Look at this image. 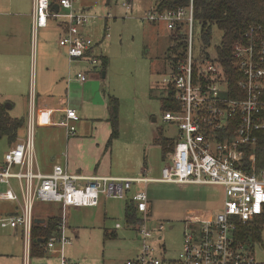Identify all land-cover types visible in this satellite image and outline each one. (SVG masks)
Masks as SVG:
<instances>
[{"label":"built area","instance_id":"1","mask_svg":"<svg viewBox=\"0 0 264 264\" xmlns=\"http://www.w3.org/2000/svg\"><path fill=\"white\" fill-rule=\"evenodd\" d=\"M82 0H33V27L36 32L45 28L48 19L64 20L65 33L60 46L67 51L70 64L81 62L90 67L99 59L90 54L85 29L90 25V12L81 8ZM128 9L131 4L125 5ZM55 7L59 11L56 12ZM147 20L165 21L176 34L180 29L187 33L186 57L181 59L174 72L165 79L166 88L174 92L175 106L163 119L174 123L179 138L168 155L161 178L141 176L137 178L90 177L70 175L57 165L49 175L34 169V132L37 106L31 95L27 120V139L19 142L5 155L0 166V183L11 185L17 180L22 189L21 212L0 219L3 228H21L25 240L26 264L31 259V238L34 226V210L37 202L61 204L64 207H97L102 197L125 199L133 184L146 186L131 199L142 223L138 227L142 250L134 259L124 264H161L155 257L151 243L153 232L148 229L149 204L147 186L150 183H176L217 186L223 189V209L217 214L187 215L186 232L182 252L177 264H261L255 257V244L247 243L240 236L245 225H264V167L258 168L257 155L251 152L260 133L264 132V36L246 35V43L235 46L233 56L240 77L238 86L230 88L227 72L218 60L217 52L211 56L201 52L195 55L194 7L172 10L163 14L151 11ZM203 45V44H202ZM237 77V76H236ZM88 81L85 72L75 78ZM61 124L73 136L78 121L76 110H66ZM146 173V171H145ZM1 199L20 202L10 189ZM65 216L60 225V236L53 237L45 245L48 253L56 243H70L64 235ZM117 227H120L118 225ZM164 230L160 225L159 231ZM44 264V263H43ZM60 264H72L62 254Z\"/></svg>","mask_w":264,"mask_h":264},{"label":"rangeland","instance_id":"2","mask_svg":"<svg viewBox=\"0 0 264 264\" xmlns=\"http://www.w3.org/2000/svg\"><path fill=\"white\" fill-rule=\"evenodd\" d=\"M157 1L83 0L92 16L89 26L91 34L87 39L88 45L95 50L94 56L100 58L99 64L95 66L98 78L88 82V91L85 93L79 87L81 83L73 82L68 100L78 111V135H90L93 127L95 131L98 130L101 139L106 133L104 125L108 126L107 132L111 125L107 121L106 102L109 104V97L119 100V137L111 146L110 162L103 163L114 175L161 178L167 160L156 141L160 134L177 141L180 134L176 124L163 119L161 102L167 95L165 79L170 75V49L176 32L170 30L165 21L147 20ZM126 4L132 7L128 9ZM201 28L199 23H195L194 53L197 56L203 51L214 56L221 45L222 32L213 25L212 40L209 46H203ZM89 96L93 104H87L82 111V99L91 101ZM39 112L40 109L35 129L39 124ZM94 119L98 121L93 122ZM35 135L36 130L34 138ZM21 136L22 140L27 137V127L21 131ZM7 149L8 144L3 141L0 144V159H4ZM144 168L149 172H143ZM10 187L18 195L20 203L23 202L22 189L17 180H12L10 186L0 183V219L11 216L20 204L1 199V195ZM143 190L145 186L134 183L125 199L104 201L102 197L99 207L72 209L68 213L65 211L64 235L70 238V243L65 246L56 243L55 248L45 252V255L59 251L73 264H119L136 258L142 250L138 233L140 224L128 221L126 207L132 202V195ZM147 190L152 215L146 226L154 235L151 243L164 264H177L184 242L187 215L194 212L206 216L208 213L221 212L223 189L205 185L150 183ZM118 224L121 229L115 230ZM161 224L164 225L162 232L159 231ZM74 230L78 232L77 237ZM20 231L21 228H3L0 223V260L22 264L25 249ZM107 231L109 234L115 232L118 236L107 239ZM250 242L253 244L252 239ZM255 244V257L264 264V225L262 245ZM30 262L46 263L37 258H32Z\"/></svg>","mask_w":264,"mask_h":264},{"label":"crops","instance_id":"3","mask_svg":"<svg viewBox=\"0 0 264 264\" xmlns=\"http://www.w3.org/2000/svg\"><path fill=\"white\" fill-rule=\"evenodd\" d=\"M80 7L87 11L89 10L83 4V0ZM33 10V0H0V102L10 107L13 117L26 118L28 120L30 98L31 95L34 96L37 114L40 109L37 120L39 124L35 129V138L33 137L35 171L42 175H49L53 173L55 166L60 165L70 175L114 178L141 177L114 175L111 173L112 170H107L103 166V163L110 162L112 157L111 146L113 143L109 145L112 132L111 125L108 132L107 124L104 125L106 133L102 139L98 134V130L96 129L95 131L93 127L90 135L80 136L77 131L73 136L68 135L67 128L61 122L66 115V110H76L70 105L68 93H71L72 83L79 82L77 80L70 82L69 78H75L74 76L79 72H85L88 76V81L86 83L79 82L81 85L78 84L81 91L85 93L88 91V82L91 79L98 78L95 72L97 65L96 67H90L81 62L70 64L66 49L62 48L59 44L60 39L65 33L64 20L51 17L48 19L45 28H39L35 32L33 27ZM55 10L56 12L59 11L56 7ZM89 26L85 29L86 39L91 34ZM86 42L88 43V39ZM89 47L91 49L92 46L89 45ZM90 54L93 56L96 54L93 48ZM89 98L91 101L87 102L85 99H82V104L80 105L82 111L86 109L87 104H93L92 98L90 96ZM108 106L109 104L106 102L108 111L107 121H109ZM76 112L78 114L77 110ZM79 121L80 119L77 122L74 121L72 124L76 127V123ZM88 121H91V119H88ZM95 121L98 120L94 119L93 122ZM21 137L20 133L17 143L14 144L9 143L7 139L0 141V144L3 141H6L8 144L5 155L19 142L26 141V136L23 137L24 140ZM4 164L5 157L4 159H0V166ZM145 171L149 172L144 168L143 172ZM18 184L20 185L19 182ZM106 199L104 201H107ZM101 204L102 201L100 200L99 206ZM20 205L21 203L11 216L21 212ZM44 205H49L50 207L46 208L47 206ZM149 207L151 208L150 204ZM72 209L82 208H66L61 204L37 202L34 210V222L45 224L50 217H60L62 219L65 216L64 212L68 213ZM138 215L141 217L139 213ZM148 215H152L151 211ZM117 229H121V226L115 230ZM20 232L22 233L20 234L23 238L25 249L23 230L21 229ZM77 233L74 230L75 237H77ZM116 234L115 232L109 234L107 231L105 235L107 239H115L118 236ZM25 256L24 252L22 264H26ZM60 256L58 251L47 254L42 258L38 257L37 259L45 260L46 263L44 264H60ZM155 257L160 260L158 255L155 254ZM125 262L119 264H124ZM0 264L11 263L0 260ZM161 264H164L163 260H161Z\"/></svg>","mask_w":264,"mask_h":264},{"label":"trees","instance_id":"4","mask_svg":"<svg viewBox=\"0 0 264 264\" xmlns=\"http://www.w3.org/2000/svg\"><path fill=\"white\" fill-rule=\"evenodd\" d=\"M58 1V0H55ZM191 0H158L154 11L163 14L172 10L190 7ZM194 22L201 25V38L203 46H209L212 40V27L216 25L222 32L221 45L216 52L218 60L224 66L230 88L238 86L239 76L235 68L233 51L236 45L246 43V35L252 32L254 35L264 36V0H193ZM187 33L184 29L175 34L170 49V74L174 72L179 61L186 57ZM105 64L107 65L106 58ZM237 76V77H236ZM166 96L162 99V111L173 110L175 106L174 92L171 88L165 89ZM109 122L111 124V137L109 145L119 137V100L110 97L109 100ZM27 127L26 118H15L11 115L8 105L0 102V141L7 139L9 143H16L21 131ZM162 149L163 157L167 160L168 155L175 148V141L165 138L162 134L156 141ZM251 152L257 155L258 168L264 167V132L260 133L257 144L252 147ZM151 208L149 207L148 214ZM126 217L130 223L141 224L142 218L133 202L126 207ZM60 217H50L45 224L34 223L31 238V258H42L45 255V245L53 237L60 236ZM262 226L245 225L240 229V236L247 242L262 245ZM252 244V243H251ZM256 245V244H255Z\"/></svg>","mask_w":264,"mask_h":264},{"label":"water","instance_id":"5","mask_svg":"<svg viewBox=\"0 0 264 264\" xmlns=\"http://www.w3.org/2000/svg\"><path fill=\"white\" fill-rule=\"evenodd\" d=\"M56 8H58V7H56ZM104 76H105V74H104Z\"/></svg>","mask_w":264,"mask_h":264}]
</instances>
